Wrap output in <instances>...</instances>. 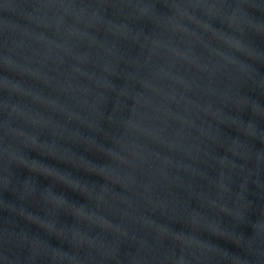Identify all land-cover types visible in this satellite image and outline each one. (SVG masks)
Returning a JSON list of instances; mask_svg holds the SVG:
<instances>
[{"label":"water","instance_id":"water-1","mask_svg":"<svg viewBox=\"0 0 264 264\" xmlns=\"http://www.w3.org/2000/svg\"><path fill=\"white\" fill-rule=\"evenodd\" d=\"M0 264H264V0H0Z\"/></svg>","mask_w":264,"mask_h":264}]
</instances>
